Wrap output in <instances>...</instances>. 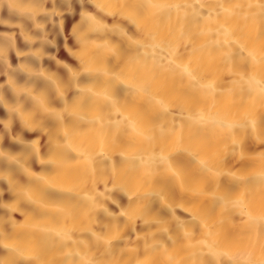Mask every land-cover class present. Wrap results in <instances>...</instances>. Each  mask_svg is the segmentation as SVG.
<instances>
[{"label": "bare ground", "instance_id": "1", "mask_svg": "<svg viewBox=\"0 0 264 264\" xmlns=\"http://www.w3.org/2000/svg\"><path fill=\"white\" fill-rule=\"evenodd\" d=\"M0 264H264V0H0Z\"/></svg>", "mask_w": 264, "mask_h": 264}]
</instances>
